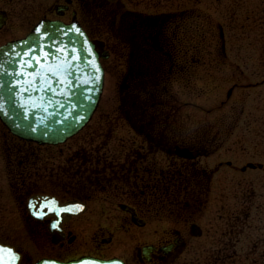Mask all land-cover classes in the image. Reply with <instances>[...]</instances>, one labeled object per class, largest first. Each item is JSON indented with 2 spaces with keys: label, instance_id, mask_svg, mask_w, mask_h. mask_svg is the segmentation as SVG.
Returning a JSON list of instances; mask_svg holds the SVG:
<instances>
[{
  "label": "flooded vegetation",
  "instance_id": "af4514ba",
  "mask_svg": "<svg viewBox=\"0 0 264 264\" xmlns=\"http://www.w3.org/2000/svg\"><path fill=\"white\" fill-rule=\"evenodd\" d=\"M0 12V45L42 18L77 22L104 71L98 107L63 142L27 140L0 121V242L19 264H264V226L251 241L248 215L218 187L224 167L264 173V156L245 145L244 163L219 158L233 128L204 125L195 85L204 68L226 70L219 107L237 89L264 87V0H25ZM27 232L43 237L28 257Z\"/></svg>",
  "mask_w": 264,
  "mask_h": 264
},
{
  "label": "water",
  "instance_id": "95a60500",
  "mask_svg": "<svg viewBox=\"0 0 264 264\" xmlns=\"http://www.w3.org/2000/svg\"><path fill=\"white\" fill-rule=\"evenodd\" d=\"M0 18L2 22L4 12ZM103 80L99 53L83 28L42 19L26 36L0 46V120L24 139L62 142L91 117ZM35 264L124 263L84 258L67 263L40 259Z\"/></svg>",
  "mask_w": 264,
  "mask_h": 264
},
{
  "label": "rangeland",
  "instance_id": "374dc122",
  "mask_svg": "<svg viewBox=\"0 0 264 264\" xmlns=\"http://www.w3.org/2000/svg\"><path fill=\"white\" fill-rule=\"evenodd\" d=\"M205 2L206 0H203V3ZM24 4L25 0H0V7H6L10 10H18L19 7L21 9ZM220 19L222 20L221 17ZM209 43L210 40L203 39V47H209ZM208 58L204 56L206 62H208ZM215 72L217 75L214 77L212 76L213 70L204 68L201 81L199 80L195 85L202 88V94L197 101L203 109L201 111L204 125L217 118L220 128H233L232 131H229L230 134L221 136L223 147L218 153L219 158H234L237 164H242L246 160V156L249 157L245 145L257 146L260 151L252 153L263 154L264 156V87L237 89L234 91L231 100L219 107V101L225 98L231 82L226 70L222 69ZM215 105L218 107L213 109ZM218 176L229 179L228 182L218 185L220 191L233 193L234 209L239 211L241 216L248 215L249 219L244 224L247 234H250L251 241L256 234H263L264 173L254 169L233 171L224 167L218 172ZM239 224L242 225V221ZM17 233L10 231L5 232V235L13 238ZM25 237L26 240L21 242V247L25 248L28 257L34 252V244H42L43 237L37 232H27ZM260 250L261 247H258L257 251ZM257 255L253 254L252 257Z\"/></svg>",
  "mask_w": 264,
  "mask_h": 264
}]
</instances>
